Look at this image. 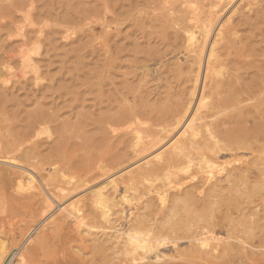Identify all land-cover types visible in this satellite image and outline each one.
I'll return each mask as SVG.
<instances>
[{
    "label": "bare ground",
    "instance_id": "1",
    "mask_svg": "<svg viewBox=\"0 0 264 264\" xmlns=\"http://www.w3.org/2000/svg\"><path fill=\"white\" fill-rule=\"evenodd\" d=\"M60 1L57 4H62L66 19L77 25L85 15H107L118 3L132 13L134 5L146 0ZM176 1V10L182 13L176 21L167 15L157 19L164 35L170 28L183 31L186 46L181 54L193 53L194 60L176 63L173 72L181 78L188 73L185 82L192 86L176 92L169 88L153 104L147 99L128 104L129 95L137 92L134 85H126L124 91L106 89L115 84L112 75L125 50L117 38L107 36L111 30L107 20L102 21L105 39L100 46L92 32L93 39L75 49L80 54L74 61L66 56L71 61L72 82L58 86L40 88L39 67L28 53L31 40L34 49L42 48L44 26L34 27L31 39L24 40L26 35L21 33L20 59L34 68L35 76L29 80L24 73L19 79L25 81L11 85L5 80L7 85L0 86V203L8 198L22 207L41 206L50 216L58 213V228L73 220L75 236L67 237L75 243L70 263L160 264L165 260L162 264H194L199 257L205 264L236 258L254 262L255 252L246 251L249 244L258 238L259 247L264 246V211L250 207L256 195H264V168H259L257 159L242 165L236 160L238 152L248 153L255 146H251L253 138L264 136V121L249 126L254 104L241 106L243 97L252 101L258 91H264L259 73H241L242 68L252 66L244 58L257 48L236 40L239 26L255 28L264 20V10L255 18L239 19L236 25L234 15L244 0H236L231 7L227 0H212L213 9L205 11L203 0ZM23 6L22 0L0 3V16L13 15ZM49 12L53 13L50 8ZM121 22L120 17L115 19L117 28ZM233 50L239 58L232 62L241 71L223 79L221 69H228L223 57L230 58ZM87 54L97 59L94 63L96 69L102 67V74L87 69L78 75L79 66L88 68ZM148 54L152 52L136 49L132 62ZM59 81L61 77L55 79ZM45 89H51L54 96L49 98ZM204 107L208 109L203 111ZM66 114L68 118L61 119ZM259 116L264 120V115ZM91 130L96 132L89 135ZM159 178L162 184L155 185ZM131 197L138 200L135 210L128 207ZM220 230H226L228 239L219 235ZM45 242L40 241L42 246ZM8 251L7 242L0 238V263ZM20 260L26 262L25 257Z\"/></svg>",
    "mask_w": 264,
    "mask_h": 264
},
{
    "label": "rangeland",
    "instance_id": "2",
    "mask_svg": "<svg viewBox=\"0 0 264 264\" xmlns=\"http://www.w3.org/2000/svg\"><path fill=\"white\" fill-rule=\"evenodd\" d=\"M15 1L16 0H0V3L8 5ZM22 1L24 3V6L19 8L15 12V14L13 15L7 14L0 16V73L2 72L1 73L2 75L0 74L1 87H5L7 85L5 83L6 82L5 80H9L10 83L8 84L11 85L15 84L19 80L25 81V79L23 78L19 79V77L21 78L24 73L27 74L26 75L27 79L32 80L34 78L35 76L34 75L35 73H33L34 68L30 65L23 64L22 59H20L21 55L19 51L22 49L21 47L23 45L22 40L24 36H22V34L26 35L24 37V40L31 39L32 37L35 36V32L33 31V28L36 27L34 29L36 30L40 25L44 26L45 28L44 30L45 32L43 33L42 36L44 39L42 41L44 44L41 43L42 48L39 50L34 49L35 42L32 40L31 41L28 40L29 47L31 49L30 52L28 53L29 54L31 53L34 62L39 67V71H40L39 73L41 79H43L40 81L41 83H43L41 84L40 88L47 86L49 87L53 85L58 86L61 84H66V83L68 84V82H72V79H69V76L71 74L69 71V65L72 60L74 61V57L80 54L79 52H75V49L91 41V39H93L92 32L95 34V39H97L95 44L100 46L99 44L101 43L99 42L103 41L102 39H105L103 38L104 32L102 30L103 29L102 21L104 20L105 21L107 20L108 22L111 23V30L107 36L109 35L114 36V38L118 39V40L116 39L114 40L119 41V44H121V46L122 45L125 46L124 52L120 54L118 68L115 69V74L113 73L112 75V79H114L115 84L113 85L110 84L109 87H107L106 89L112 88L115 92L116 89L124 91L125 90L124 87L126 85H134V89L137 88V92L134 94H130L129 100L127 101L128 104L130 102V105H133L135 104L136 101L139 100H141L140 102H145L148 100L151 104H153V102H156L157 100L160 99L161 96L160 94H162V92L168 90L169 88H172L173 91L176 92L182 90L185 85H188L187 88L192 86L191 82H187V81L185 82V80H187V77H189L187 76L189 75L188 73H186L181 78L180 76H176L175 73L173 72L178 66L176 65V63L184 64V62L188 63L194 60V58H192L194 56L193 53H190L186 56H184V54L183 55L181 54L185 50V46H186L185 36L184 33H182L183 31L178 32L176 29L170 28L167 30V35L166 34L164 35L162 34L163 27L160 26V22L158 21V19L159 20L161 19L160 18L161 16L163 18V16L165 15L171 17L175 21L181 16L182 13L179 12V9L176 10L177 7L179 6V4L176 6L177 3L176 0L142 1L143 3L134 5V9L132 13H129L124 9H121L120 8L121 5L120 3H118V6L116 5L115 8L112 7V11L107 13V15L106 14L104 15V12H100L99 14L92 13L89 15H85L81 19L82 21L77 19L78 20L77 25H75V22H73L74 20L69 23L68 19H66V17L64 16V14L66 13L65 9H63L62 4L59 3L57 4V1L61 3L60 0L57 1L56 0H22ZM125 1L126 0H123L122 2L125 3ZM203 1L204 4H206V7L203 9V11L213 9L212 2L214 0L213 1L203 0ZM87 2L94 3L95 0H87ZM179 2L180 1H178V3ZM227 2H228V6L231 7L235 4L236 0L234 1L227 0ZM49 8L53 12L51 13L52 15L49 12ZM261 10H264V0H244L242 3H240V6L238 7V11L234 15V22L235 24L236 23L239 24L241 19H243L244 17L255 18L258 12ZM30 11L31 13L28 16V13ZM161 11H164L162 12L164 14H162ZM166 11L167 13H165ZM123 12L126 13L122 15ZM117 17H120L122 22H124V23L121 22L118 28H117V24L114 23ZM136 24L140 25V28L143 32H141V30H137L138 26ZM141 24L143 25V28L141 27L142 26ZM18 28H20V30ZM239 31H240L239 35L236 38L238 42L241 41H243L244 43L251 42V46L257 48L255 54H252L250 57L244 58V61H246L247 63H251L252 66L250 68L246 66L242 68V71L236 70L235 64L232 61L235 58H239V56L237 55L236 51L233 50L230 58H227V56L223 57V60H225L224 65L226 68L228 67L229 71H227L228 69L226 71L225 69H221V73H223L221 75H223L222 77L224 79L228 77L229 74L239 73L240 71L241 73L252 71L251 73H253V75L259 73L261 80L263 78L264 81V20L260 22L253 29H250L247 25L239 26ZM248 36L251 37V39H247ZM136 44L139 45L138 46L139 48L136 47ZM221 46L222 45L219 46V49H221ZM136 49L137 51H140L142 53H149L150 51L152 52V54H148L149 57L147 56V58L146 57L141 58L140 61L139 60L137 61L138 68L136 66L137 62L136 61L132 62L134 50L136 51ZM37 53H39V55H37ZM9 55L11 56L13 55V58H9L10 57ZM66 56H68V60L71 59V61H67ZM88 56H89L88 68L84 69L81 66H79V69L78 68L76 69L78 75H83V72L86 71L87 69H89V71L92 70L101 71L102 74L103 72L102 67L96 69L97 65L94 62L97 59H93L94 57H91L90 55ZM76 58L75 61L77 60ZM91 60L94 61L92 62ZM226 63H229L228 66ZM146 65H149L150 67L148 69H144V66ZM260 70L263 72H261ZM60 77H61V81H59V83H55V79H58ZM179 81L181 82L179 83ZM44 91L47 92L49 98H52L54 96L50 94L51 89L49 90L45 89ZM137 94L141 99L137 98L138 97ZM255 95L256 96H253L252 101L250 100L252 103L248 100H245V98L243 97L244 101L242 102L243 105H241L242 107L244 106L245 108H249L251 104L255 105V107L254 105L250 107L251 110L253 111L249 119L250 120L249 126L251 125L256 126L264 121L259 116L260 113L264 115L263 114L264 101H261L262 100L261 96L264 95V91L260 90ZM22 98L26 99V96H22L21 99ZM259 98H260L259 101L261 102L257 101V99ZM262 98L264 99V97ZM208 101L211 102V99H208ZM246 102L250 103V105ZM242 107L240 109H242ZM33 108L34 106L30 107L29 109H33ZM207 109L208 108L204 107L202 110L206 111ZM240 109H238L233 113L238 114L240 112L239 111ZM64 118H68V115L66 114L61 119ZM256 118H258L257 119L258 122L256 121ZM251 121L253 122V124L251 123ZM254 123L256 124L254 125ZM95 132H96L95 130H91L88 134L90 135ZM262 135H260V137H262ZM129 137L131 138L130 135ZM260 137L258 139L255 138L252 139L254 140L252 142L255 143H252L251 146H253V144L255 146L250 147L248 149V153L247 150H243L244 152L241 151L237 153L236 160L237 162L240 161L238 162L239 164L241 163L242 165L244 164V162H247L249 160L256 161L257 159L259 168H264V162H263L264 136L262 138ZM43 138L47 140L48 136L44 135ZM114 140L118 142L119 138L114 137ZM238 163H235V166L236 164L238 166L239 165ZM261 164H263V167H261L262 166ZM47 168L50 169V167ZM162 182L163 179L159 178L154 181V184L161 185ZM7 194L9 196L10 192H8ZM83 195L85 196L86 193L81 194L80 197H83ZM131 200L132 201L128 205V207L135 210L138 204V200L136 199V197H131ZM9 201H11L12 203L11 205ZM254 201H255L254 204L250 207L254 208L255 211L263 212L264 195L263 196L259 194L256 195ZM63 202H65V200H63ZM43 211L44 210L41 208V206H34L30 208L22 207L20 205L18 206L8 198L6 199V201H4V203H0V238H2L7 242V246L9 250L7 257H5L0 264H9L11 258L15 255V253L18 252H20V254L14 260V263L12 262V264H73L72 262L70 263V261L68 260H69V255L75 252V243L68 242L67 237L72 238L73 236H75L74 235L75 233L73 232V230L75 229L74 228L75 226L73 225H75V223L73 222V220H68L69 223L65 224V226L62 228L60 227L58 228V225H56L58 219V213L57 214L55 213L53 216L52 215L50 216L51 214L50 211L49 212L44 211L46 213H44ZM232 212L233 214L235 213V211ZM235 217H237V215H235ZM125 221L126 220L123 219L121 223L122 222L124 223ZM2 232L5 233L3 234ZM219 235L223 237V239H228L226 230H220ZM41 240L46 241L43 246L40 243ZM258 241L259 239L256 238L254 240V245L249 244V248L246 249V251H249L251 249V251L255 252L254 262L252 260H248L247 258H244V260L240 262L239 261L240 259L236 258L233 261L221 260V263L222 264H264V246L259 247L260 244ZM184 242H188V241L185 240ZM38 244L41 248L38 246ZM183 248H188V247L187 245H183ZM171 253L172 251L166 252V254L169 255H171ZM22 257L26 258V262L20 260ZM193 258L196 259V257L194 256ZM197 259L195 260L194 264H205L204 263L205 261L201 260V257ZM164 262L165 260L161 261L160 264Z\"/></svg>",
    "mask_w": 264,
    "mask_h": 264
}]
</instances>
